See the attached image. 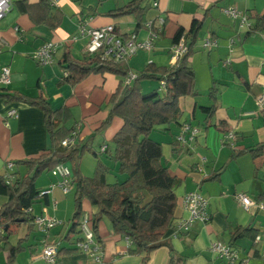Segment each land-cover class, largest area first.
<instances>
[{
    "label": "crops",
    "instance_id": "1",
    "mask_svg": "<svg viewBox=\"0 0 264 264\" xmlns=\"http://www.w3.org/2000/svg\"><path fill=\"white\" fill-rule=\"evenodd\" d=\"M17 1L11 0L10 10L0 19V66L5 65L10 70L9 83L0 86V176L10 181L28 171L25 165L17 162L37 157L50 147L51 140L42 109L19 99L9 100L5 94L17 93L32 98L43 96L51 110H67L59 126L63 125L65 129L73 127L77 134L76 143H87L96 151L102 145L112 148V137L121 125L120 119L113 118L101 132L96 129L106 118L112 103L111 96L120 83L124 84L125 77L109 72L92 73L73 86L62 82L64 69L59 61L65 50L74 59L86 56L84 45L87 38L78 36L77 20L89 26L113 23L118 32L134 33L140 40L148 35L145 26L136 27L131 15L118 18L105 15L129 0H56L54 5L48 4L47 9L38 6L39 0H26L30 5L28 12L20 11ZM154 1L156 5L152 6ZM143 4L151 8L146 12V20L158 28L159 36L151 50H139L127 60L128 68L134 72L149 62L174 65V33L179 28L186 31L194 18L203 19L189 57L198 95L179 99V121L196 127L198 132L192 141L187 140L188 135L185 134V142L177 150L171 145L180 132L176 122H171L168 127L159 126L151 137L161 143L162 162L178 179L174 187V221L187 218L182 196L193 190L208 198L209 220H194L188 230L177 235L174 229L169 228L163 239L184 257L185 264H237L211 251L210 246L215 241L238 250L244 264H264V236L259 242L246 237L230 242L231 233L237 227L250 226L258 234L264 231V211L255 207L246 210L235 198V194L241 192L257 200L264 192V156L253 159L249 153H242L230 158L234 150L264 142V109L257 104L264 91V34H245L248 25L253 23V14L264 11V0H144ZM228 7L235 9L237 17L225 11ZM45 12L50 17L56 16L59 24L51 27L40 20L38 22L36 19ZM242 17L247 18L246 22ZM72 34L77 35V42L70 44ZM49 40L61 46L51 65H38L32 55ZM213 83L218 90L215 110L211 117L206 118L199 107L212 104L208 90ZM157 87L158 83L154 81L142 83L143 91ZM227 132L235 135L232 144L222 140ZM95 142L97 147L93 146ZM100 158L105 161L103 154ZM9 162L13 163L11 168L7 167ZM80 163L81 160L79 168L85 175ZM217 170H220L219 179L204 180ZM42 174L45 176L40 175L39 184L36 180L35 186L50 189L31 205V212L54 217L60 223L46 236L35 226L29 232L27 224L20 225L9 241L16 244L22 240L24 248L11 264H50L40 257L45 243L63 248L58 256L59 264H92L87 255L74 247L78 233L65 238L74 213V184L71 182L70 190L64 193L56 185L60 176L50 171ZM6 200V196L0 195V207ZM82 209L84 213L91 214L95 207L84 199ZM12 237H16L15 241L11 240ZM95 238L102 246L104 264H142L144 254L128 253L125 237L114 232L106 219L98 223ZM0 254L3 255L0 264H3L7 253ZM168 260V247L159 246L148 253L144 264H167Z\"/></svg>",
    "mask_w": 264,
    "mask_h": 264
},
{
    "label": "trees",
    "instance_id": "2",
    "mask_svg": "<svg viewBox=\"0 0 264 264\" xmlns=\"http://www.w3.org/2000/svg\"><path fill=\"white\" fill-rule=\"evenodd\" d=\"M143 1L129 0L123 6L110 10L105 15L115 18L131 15L136 21L137 28L146 27V12L149 6L143 4ZM16 4L22 12H28L30 9L26 0H18ZM48 4L54 5L49 0H39L38 6L46 8ZM55 17H50L45 12L36 20L54 27L59 24V20ZM252 18L253 23L251 26L248 25L246 36L255 33L264 34V11L254 13ZM202 24L203 19L194 18L186 31L183 28L176 30L172 37L173 43L176 44L183 36L186 51L172 66L149 62L141 70L134 72L128 68L127 61L112 62L103 60L98 55L74 59L67 50L62 54L59 64L66 73V75L63 74L62 82L73 86L92 73L109 72L122 77H126L129 72L135 74L129 83L119 84L111 96L112 103L106 118L96 129L97 132H101L110 125L113 118L120 119L121 125L112 137V148L102 145L104 149L101 147L99 151H96L87 143L76 142L62 146L61 141L74 131L73 127L65 129L63 125L59 126L67 115L65 108L51 110L41 95L32 98L17 93L5 94L9 100L19 99L42 109L51 144L37 157L17 162L18 165H25L28 168L27 173L21 177H17L14 181H7L0 176V195L7 197L6 202L0 207V227L3 229L0 235V253H7V260L3 264H11L16 254L24 248L22 240L11 244L10 236L14 235L22 224H27L29 232L34 226V215L29 208L44 195H40V192L47 190L38 189L35 186L37 178L43 172H51L56 165L67 161L72 163L74 213L65 238H69L74 233L79 235L80 218L84 213L82 202L87 199L95 207L91 213L95 236L98 223L106 219L114 232L129 239L128 253L144 254L142 264L146 262L148 253L159 246L168 247L167 264H185L184 257L163 239L165 231L169 228L173 229L176 223L174 221L176 208L174 187L178 179L163 164L161 143L154 140L151 134L159 126L168 127L173 121L179 126L185 123L179 121L181 115L179 99L183 96L198 95L194 72L189 66V57L193 53ZM144 81L157 82L158 87L143 91ZM217 94L216 84L213 83L208 90L212 104L199 107L206 114V118L211 117L215 110L214 101ZM180 144L176 135L171 145L177 150ZM85 152L95 158L94 172L91 177L83 175L79 168V161ZM242 153H249L253 159L264 156V142L257 143L251 148L234 150L230 158H235ZM102 154L105 161L100 158ZM219 176L220 170H217L206 176L204 180H216ZM262 199H264V192L257 200ZM257 234L258 232L250 226L237 227L231 233L230 242L240 237L254 240ZM56 247L55 264H59L58 256L63 248Z\"/></svg>",
    "mask_w": 264,
    "mask_h": 264
},
{
    "label": "built area",
    "instance_id": "3",
    "mask_svg": "<svg viewBox=\"0 0 264 264\" xmlns=\"http://www.w3.org/2000/svg\"><path fill=\"white\" fill-rule=\"evenodd\" d=\"M52 4L56 3V0H49ZM156 5V1L153 2V6ZM11 0H0V19L10 10ZM225 11L232 17H237V12L234 8L228 7ZM242 21L246 22V17H242ZM162 22V21H161ZM78 25L80 27L81 35H85L87 40L85 43V55L94 56L98 55L103 60H108L112 62L127 61L132 55H134L139 50L149 51L153 47L154 40L159 36L158 28L151 22L147 21L146 28L148 30V35L144 40H139L135 34H122L118 32L115 24L109 23L100 26H89L86 25L84 21L79 20ZM73 40L76 39L75 36L72 37ZM205 45L208 46L209 42L206 41ZM56 51V45L50 41L44 42L32 55L33 59L38 64L50 63L53 60L52 55ZM173 53L176 57H180L186 51V45L184 44V38L181 36L176 44L173 45ZM66 75L65 72H63ZM135 76L133 72H129L125 77V83H129L131 79ZM10 81V70L9 67L2 65L0 66V86H5ZM257 104L261 109H264V91L261 96L257 99ZM12 112L9 113L11 115ZM198 130L196 127L191 126L188 123H183L180 126V132L177 135V139L180 143L185 142L184 135L187 134V140L192 141L194 136L197 134ZM235 135L232 132H227L223 135L222 140L229 143H233ZM77 134L75 131L64 138L61 141L62 146L72 145L76 142ZM101 149H104L102 147ZM13 163H7V167L11 168ZM51 173L53 175H58L61 177L60 181L56 184L59 186L64 193L68 192L71 187V172L63 164L56 165ZM6 179V178H5ZM10 181V179H6ZM50 189V188H49ZM49 189L42 190L40 195L48 193ZM236 200L239 204L246 210L250 207H255L258 210H264V200H255L245 193H236ZM182 206L188 212L187 218L176 221L174 226V232L177 233L181 231H186L191 226L194 220L208 221L209 214L207 211L208 198L201 194L198 190H193L185 193L182 196ZM31 208H29L30 210ZM28 210V211H29ZM60 223L54 217L47 216L44 214H37L33 216V224L35 229L46 236L49 231L54 226ZM3 229L0 227V235ZM264 236V231L262 234H257L254 238L256 242L262 240ZM127 245L130 241L125 237ZM74 246L76 250L87 255L92 264H104L102 246L96 240L95 234L92 228L91 214L83 213L80 218L79 223V235L74 240ZM210 249L217 256H220L229 262H234L237 264H244L242 258H240L238 250L233 248L228 244H222L221 242L215 241L211 244ZM57 255V247L52 243H45L40 257L45 259L50 264H55ZM264 259V253L262 255Z\"/></svg>",
    "mask_w": 264,
    "mask_h": 264
},
{
    "label": "rangeland",
    "instance_id": "4",
    "mask_svg": "<svg viewBox=\"0 0 264 264\" xmlns=\"http://www.w3.org/2000/svg\"><path fill=\"white\" fill-rule=\"evenodd\" d=\"M152 6H153V2H152ZM151 8H149L148 10H150ZM78 21L79 20H77V24H76V26H77V28H76V30H77V32H79L78 34V36H80L81 38H85V36H82L81 35V32H80V27H79V25H78ZM145 28V27H144ZM146 29V33H148V30H147V28H145ZM76 34V33H75ZM132 34H134V33H132ZM73 36H75V37H77V35H74V34H72L71 36H70V39H69V42H70V44H72V43H74V42H77V41H75V40H73L72 39V37ZM138 38V37H137ZM140 40V39H139ZM142 40H144V39H142ZM50 41V40H49ZM50 42H52L53 44H55L56 45V51L54 52V54L52 55V57L54 58L55 57V54H56V52L58 51V49L60 48L59 46H61V45H59V43L58 42H56V41H53V40H51ZM85 46V45H84ZM59 47V48H58ZM137 53V52H136ZM53 62V61H52ZM38 65H41V66H47V65H51V62L49 63H45V64H38ZM93 146H95V147H97V142H95V143H93ZM81 163H80V167H81V169H82V172L86 175V176H92V172H93V168H94V158L91 156V154L90 153H88V152H85L83 155H82V157H81ZM64 165L68 168V169H70V172H72V163L70 162V161H67L66 163H64ZM40 176V175H39ZM41 176H45L44 174H41ZM39 179L40 178H38L37 180H38V184H39ZM70 197L72 196V194H70L69 195ZM261 211H264V210H261ZM15 239H16V237H12L11 238V240L12 241H15ZM23 256H24V254H22ZM2 260H3V255L2 254H0V263L2 262Z\"/></svg>",
    "mask_w": 264,
    "mask_h": 264
}]
</instances>
